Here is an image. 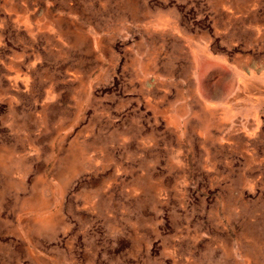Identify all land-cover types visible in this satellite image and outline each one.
Segmentation results:
<instances>
[{
    "label": "rangeland",
    "instance_id": "374dc122",
    "mask_svg": "<svg viewBox=\"0 0 264 264\" xmlns=\"http://www.w3.org/2000/svg\"><path fill=\"white\" fill-rule=\"evenodd\" d=\"M0 264H264V0H0Z\"/></svg>",
    "mask_w": 264,
    "mask_h": 264
}]
</instances>
